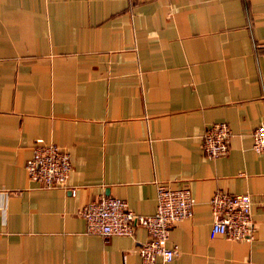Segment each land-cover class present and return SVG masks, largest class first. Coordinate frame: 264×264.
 Segmentation results:
<instances>
[{"label": "crops", "instance_id": "obj_1", "mask_svg": "<svg viewBox=\"0 0 264 264\" xmlns=\"http://www.w3.org/2000/svg\"><path fill=\"white\" fill-rule=\"evenodd\" d=\"M215 121L229 148L208 158ZM261 121L264 0H0V264H140L143 227L88 234L79 210L110 195L151 214L158 181L195 199L163 264H264ZM36 138L69 153L66 188L27 176ZM218 189L250 194V240L209 235Z\"/></svg>", "mask_w": 264, "mask_h": 264}, {"label": "built area", "instance_id": "obj_2", "mask_svg": "<svg viewBox=\"0 0 264 264\" xmlns=\"http://www.w3.org/2000/svg\"><path fill=\"white\" fill-rule=\"evenodd\" d=\"M231 130L227 122L215 121L208 124L202 135L201 147L206 157L215 158L228 152ZM252 148L264 151V121L252 131ZM24 168L30 180L39 185L67 187L71 171L69 153L58 144L36 138L31 155ZM74 194L75 188H70ZM194 197L187 185L173 188L156 182V208L151 214H140L129 208L119 197L100 195L80 208L85 221V232L100 236L131 235L137 226L143 227L148 238L138 245L140 264H163L178 252L176 244H168L170 228L191 216ZM212 222L209 235L223 234L236 240H250L255 222L251 213V196L247 192L232 193L216 190L209 198Z\"/></svg>", "mask_w": 264, "mask_h": 264}]
</instances>
